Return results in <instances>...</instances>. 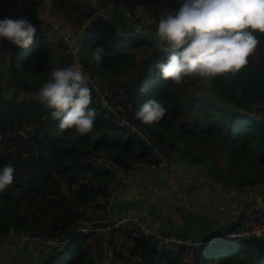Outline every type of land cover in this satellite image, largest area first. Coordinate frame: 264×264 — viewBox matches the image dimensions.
<instances>
[{
  "label": "trees",
  "instance_id": "16d2710c",
  "mask_svg": "<svg viewBox=\"0 0 264 264\" xmlns=\"http://www.w3.org/2000/svg\"><path fill=\"white\" fill-rule=\"evenodd\" d=\"M106 1L96 0L93 5L91 0H50L51 7L75 25L89 17L87 26L91 27L80 51L91 55L93 63L89 64L86 53L79 52L86 68L110 83L125 84L137 111L146 99H160L166 108L164 117L146 126L171 146H178L181 153L177 156L206 164L210 173L220 174L228 185L264 182V34L255 33L259 45L246 67L211 81L215 99L191 96L187 88L196 79L186 78L175 85L160 79L153 68L157 59H165L151 39H155L157 23L166 11L147 4L154 20L144 29H136L134 19L122 7L104 10L111 12L112 19L94 15ZM148 1L152 0H121L128 5ZM166 4L171 11L176 1ZM5 18L13 16L0 7V20ZM142 44L156 49L139 55ZM52 46L35 35L27 48L15 46L5 73L0 70V168L12 164L17 170L13 183L0 192V229L39 225L50 235H68V245L52 250L44 264H183L179 253L156 252L154 235L131 237L121 230L123 237L130 239L122 247L110 239L120 229L108 230L107 245L114 259L107 261L100 235L74 231L78 219L90 220L79 206L99 215V199L108 195L106 184L113 177L111 171L97 170L89 163L92 152H105L129 170L136 162L155 165V160L133 133L109 121L93 96L91 107L97 116L91 132L79 135L74 130H58V121H52L50 111L34 95L53 70L69 67L64 42L56 39ZM97 47L107 53L99 63L92 52ZM54 49L62 54L55 57ZM6 88H11L8 94ZM215 151L230 163L226 170L209 161ZM50 207L62 216L53 212L48 217ZM135 253L142 259L130 263ZM194 264H264V234L243 238L210 235L195 248Z\"/></svg>",
  "mask_w": 264,
  "mask_h": 264
},
{
  "label": "clouds",
  "instance_id": "9594fccd",
  "mask_svg": "<svg viewBox=\"0 0 264 264\" xmlns=\"http://www.w3.org/2000/svg\"><path fill=\"white\" fill-rule=\"evenodd\" d=\"M36 33L27 19L0 20V38L17 47L27 48ZM255 33L264 34V0H183L157 23L156 46L165 59H157L153 68L160 79L175 85L186 78L210 82L235 74L247 66L259 45ZM92 52L98 63L107 55L103 47ZM88 80L81 67L57 68L36 93L35 99L50 111L52 121H58L59 131L74 130L79 135L92 131L97 112L91 107ZM165 113L162 101L150 97L134 118L150 125ZM14 172L12 164L0 168V192L13 183Z\"/></svg>",
  "mask_w": 264,
  "mask_h": 264
},
{
  "label": "crops",
  "instance_id": "0c3cea01",
  "mask_svg": "<svg viewBox=\"0 0 264 264\" xmlns=\"http://www.w3.org/2000/svg\"><path fill=\"white\" fill-rule=\"evenodd\" d=\"M41 1L51 15L48 24L44 26L46 28L42 26L37 29L36 36H40L41 41L52 45L56 39H60L59 34L62 30L72 29L76 32L79 50L82 49V42L91 25L88 23L84 30H80L78 24H73L64 14L51 7L50 0ZM91 2L95 5L96 0ZM0 7H4L11 16L16 12L11 0L0 2ZM95 12L112 19L111 12L104 13L100 8ZM74 13L73 16L78 12ZM87 19L90 20L89 17ZM14 47L15 45L13 46L6 39L0 42V70L4 73ZM79 52L86 53L89 64L93 63L91 55L86 51ZM61 54L59 50H55V57ZM10 90L11 88L5 89L7 92ZM212 158L216 161L214 165L224 170L217 163L216 158ZM130 173L127 186L115 198L113 215L138 213L152 231L184 234L204 242L210 235L221 234L233 226L240 211L264 206V182L245 187L228 185L220 174L210 173L206 164L184 160L180 156H176L167 168H157L153 163L149 164L145 161L136 162ZM102 208L98 210L97 216L89 210L90 220L78 219V222L96 223L100 226L110 223L111 219L105 217ZM48 211V217H51L53 212L60 213L54 207H50ZM59 215L62 216L61 213ZM84 233L100 235L102 245L106 240L103 233ZM110 239L116 246L122 247H126L130 242L121 232H113ZM106 249L110 250L108 245ZM52 252V247L49 245L27 242L22 247L0 249V264H44Z\"/></svg>",
  "mask_w": 264,
  "mask_h": 264
},
{
  "label": "built area",
  "instance_id": "2783aa9c",
  "mask_svg": "<svg viewBox=\"0 0 264 264\" xmlns=\"http://www.w3.org/2000/svg\"><path fill=\"white\" fill-rule=\"evenodd\" d=\"M11 2L16 8L13 20L24 18L33 26L39 25L40 27L42 24L49 22L51 13L44 4L38 3L35 0H11ZM120 7L134 19L136 29H144L154 20L150 9L151 6L149 8L144 3L128 5L123 4L121 0H107L100 10L104 12V10L108 11V9H118ZM97 14L98 12L94 13V15ZM87 21L88 19L83 21L78 28L84 30ZM60 37L64 42L65 52L70 56L69 66L81 67L89 77L88 83L92 89L93 99L103 109L104 115L109 121L127 128L142 141L149 148L156 167H169L175 157L181 153V149L176 145L171 146L167 141L160 139L145 124L134 118L137 110L125 84L110 83L105 78L100 79L89 68H86L87 66L80 60V50L76 35H73L70 30H62ZM88 161L97 170H109L113 175L112 179L106 184L108 195L105 198L99 199L105 217L111 219V222L102 226L95 225L96 223L84 224L80 222L76 225L75 232H97L103 233L102 235L106 236L108 230L117 228L126 231L131 237H136L139 234L145 236L154 235V248L156 252H176L180 254L183 264H194L195 248L203 241L179 233L152 231L145 225L144 220L138 213L113 215L115 198L118 193L123 191L130 180L131 173L129 169L124 168L105 152H92L89 155ZM82 209L86 214H91L88 209L79 206V211ZM263 234L264 206L246 209L239 220L232 227L223 231L221 236L243 238L256 237ZM69 240L70 237L68 235H50L39 225L26 228L10 226L5 230L0 229V249H14L24 246L27 242H35L49 245L52 247V250H60L68 245ZM104 258L107 261L114 259L111 250L106 249ZM141 259V255L135 253L130 257V263H137Z\"/></svg>",
  "mask_w": 264,
  "mask_h": 264
},
{
  "label": "rangeland",
  "instance_id": "374dc122",
  "mask_svg": "<svg viewBox=\"0 0 264 264\" xmlns=\"http://www.w3.org/2000/svg\"><path fill=\"white\" fill-rule=\"evenodd\" d=\"M168 1H172V0H152V1L144 2V3H146V4H148L149 6H152V7H160L161 10H163L164 12L166 11L164 13V15H167L169 12L173 11L174 9H176L178 7V3H181V4L183 3V0H175L176 1V6L174 7V9H172L171 11H169V10L167 11L168 5L166 4V2H168ZM49 20H50V18H49ZM46 24H48V23L42 24L41 27L42 26L43 27L46 26ZM44 28H46V27H44ZM76 30H78V29H76ZM70 31H71V33L73 35H76V32L72 31V29H70ZM60 34H61V32H60ZM60 34H59V37H60ZM150 35H151V33H149V37H151ZM60 39H61V37H60ZM156 40H157L156 36H155L154 40L151 39V41L155 42V45H156ZM50 46H52V45H50ZM52 47H54V46H52ZM155 49H156L155 47L154 48H150V47L146 46V44H142L141 51L139 50V55L144 56V55L149 54L150 52L154 51ZM55 50L57 51V49H55ZM58 63H59L58 60H55L54 65H58ZM100 79H102V78H100ZM187 89H188L189 94L191 96L203 95V96L210 97L212 99L215 97V95L213 93L212 82L211 81L210 82L209 81H201L199 79H196V81H193V82L189 83ZM6 93L8 94V92H6ZM21 95H22V92L20 93V96ZM128 133L132 134L131 132H128ZM217 153H218V151H215L212 155L216 158L217 163L220 164L222 169H224V170L227 169V164L230 165V163L227 162L226 159L218 156ZM209 161L216 163L214 158L210 159ZM244 211L245 210H242V211H240V213H238L237 220H239V218L241 217V215H242V213ZM118 232L120 233L121 230L118 231ZM126 239L130 241V239H128V238H126Z\"/></svg>",
  "mask_w": 264,
  "mask_h": 264
},
{
  "label": "water",
  "instance_id": "95a60500",
  "mask_svg": "<svg viewBox=\"0 0 264 264\" xmlns=\"http://www.w3.org/2000/svg\"><path fill=\"white\" fill-rule=\"evenodd\" d=\"M127 14H128V13H127ZM106 247H107V241L104 240V241H103V249L106 250Z\"/></svg>",
  "mask_w": 264,
  "mask_h": 264
}]
</instances>
